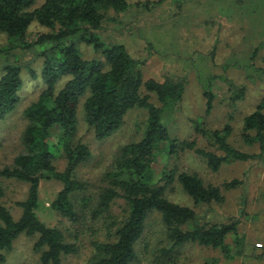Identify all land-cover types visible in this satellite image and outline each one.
I'll list each match as a JSON object with an SVG mask.
<instances>
[{"label":"trees","instance_id":"trees-1","mask_svg":"<svg viewBox=\"0 0 264 264\" xmlns=\"http://www.w3.org/2000/svg\"><path fill=\"white\" fill-rule=\"evenodd\" d=\"M35 5L36 0H0V37L5 36L12 47L24 43L32 23L49 30L38 35L33 43H24L25 48L40 46L43 50L37 57L42 60L39 78L44 88L23 111L26 124L20 153L10 166L0 170V178L27 185L25 199L17 203L21 210L17 220L0 208V264L6 262L4 253L12 250L21 235L36 238L33 250L39 255V264H62L65 257L78 253L79 234L70 236L48 227L36 214L40 184L48 181L61 185L49 207L69 224L103 221L96 231L103 234L104 240H91L88 264H140L141 260L146 264H178L180 250L186 245L226 253L225 240L235 233V222L200 223L194 209L173 203L166 196L167 190L177 185L194 206L220 205L224 202L221 188L206 185L196 174L178 170L176 166L163 167L155 179L153 164L158 151L165 152L171 161L193 150L214 173L228 162L262 158L264 99L243 119L241 134L246 145H258V154L248 155L230 145L226 140L230 132L227 127L201 133L202 137H209L220 155L198 149L194 141L169 139L163 117L165 109L181 100L182 79L143 81L141 64L124 46H106L94 35L110 19L109 13L126 12L127 1L44 0L39 7ZM77 42L100 52L103 62L84 59ZM2 72L0 123L17 108L23 88L19 66L6 65ZM142 87L147 94L141 93ZM149 94L157 97L160 107L149 102ZM204 97L208 114L213 97L210 93H204ZM237 97L234 95L231 101ZM80 105L84 122L97 141L112 136L129 111L141 109L147 114L141 138L118 149L103 176L104 185L94 198L84 195L87 185L75 178L76 169L91 157L89 148L77 136ZM199 130L196 128V132ZM58 161L64 162L62 170L57 169ZM240 184L233 180L222 188L227 191ZM118 201L123 202L124 209L114 217L111 208ZM154 214L159 217L161 239L152 245L150 242L141 253L137 247L144 239L147 220Z\"/></svg>","mask_w":264,"mask_h":264},{"label":"rangeland","instance_id":"rangeland-1","mask_svg":"<svg viewBox=\"0 0 264 264\" xmlns=\"http://www.w3.org/2000/svg\"><path fill=\"white\" fill-rule=\"evenodd\" d=\"M126 1V12L109 13L110 19H106L94 35L106 46H124L141 64L143 81L161 82L165 77L182 79V98L171 109H165L163 117L169 139L194 141L198 149L220 155L209 137H202L201 133L227 127L230 132L226 140L230 145L248 155L258 154V145H246L241 134L243 119L264 99V0ZM43 2L36 0L35 6ZM48 32L32 23L24 43L31 44L38 35ZM24 43L12 47L5 36L0 37V77L4 66L17 65L23 79L17 108L0 123V170L10 166L20 153V139L26 124L23 111L37 100L44 88L39 78L42 60L37 57L43 50L40 46L25 48ZM76 46L84 59L103 62L100 52L91 46L79 42ZM140 91L147 94L143 87ZM204 93L213 97V107L208 114L205 113ZM234 95L239 97L231 101ZM149 102L160 107L154 94H149ZM146 119L144 110H131L112 136L97 141L87 128L79 106L77 136L91 152L90 159L75 171V178L87 185L85 196L95 197L104 185L103 176L116 152L121 146L141 138ZM196 128L200 130L196 132ZM165 155L163 151L156 153L155 179L163 167L176 166L178 170L196 174L206 185L221 188L224 196L220 205L194 206L176 185L166 192L171 202L194 209L200 223L236 224L235 233L225 240L226 253L220 249L186 245L180 250L178 264H264V154L262 158L228 162L215 173L193 150L171 161ZM56 165L58 170L64 168L62 161ZM233 180L241 184L227 191L222 188L224 183ZM60 190L57 182H41L36 214L48 227L70 236L79 234L78 253L65 257L62 264H88L92 255L91 240H104L103 234L96 231L101 229L103 221L69 224L49 207ZM0 191V208H5L17 220L21 215L17 203L25 199L27 185L0 178ZM79 197L81 195L77 197L76 207ZM123 209V202L118 201L112 206L111 215L118 217ZM159 231V217L154 214L147 220L144 239L137 250L142 253L150 242L152 245L160 240ZM35 240V237L21 235L14 241L12 250L4 253V264H39V255L33 250ZM140 264L146 262L141 260Z\"/></svg>","mask_w":264,"mask_h":264}]
</instances>
